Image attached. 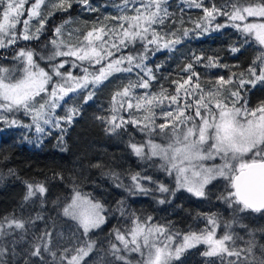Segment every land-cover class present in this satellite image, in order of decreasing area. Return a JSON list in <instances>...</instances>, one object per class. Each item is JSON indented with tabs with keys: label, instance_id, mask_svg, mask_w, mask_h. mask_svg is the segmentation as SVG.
I'll list each match as a JSON object with an SVG mask.
<instances>
[{
	"label": "snow or ice",
	"instance_id": "6c2138e0",
	"mask_svg": "<svg viewBox=\"0 0 264 264\" xmlns=\"http://www.w3.org/2000/svg\"><path fill=\"white\" fill-rule=\"evenodd\" d=\"M182 3L202 10L203 14L192 21L191 30H164L174 15L169 11L168 0H120L113 5L120 14L104 17V21H113L112 25L98 19L81 35L79 29L65 31L72 23L69 17L53 29L52 37L37 52L19 45L38 41L55 13H68L73 4L88 12H97L98 8L90 0H0V49L14 50L11 67L0 65V124L25 130L23 139L37 144L56 130L61 134L58 142L62 144L67 126L79 116L82 107H66L68 100L83 96V103H87L116 74H135L134 81L121 83L113 93L109 115L96 119L110 135H119L128 125L135 126L146 139L132 142L130 137L128 147L132 154L141 161L158 158L156 167L174 176L175 187L170 188L142 172H129L127 184L121 180L120 173L110 171L107 175L128 196L152 195L160 205L170 204V197L181 189L206 199V186L223 179L227 194L218 199L232 209L233 217L231 221H223L224 233L218 237L221 218L217 213L197 214L193 223L202 220L204 227L189 225L187 230H181L170 220L154 222L151 215L129 211L122 199L117 202L116 211L124 225L108 234L109 258L103 264H133L129 259L133 254L135 264H173L186 250L198 245L205 246L202 256L218 257L221 264H225V256L232 258L226 264H264V245L255 239L256 232L264 229L248 230L250 238L245 241V248L237 247L236 241L242 238L234 232L239 213H264V101L249 107L247 95L248 86L264 85V22H249V18L264 20V0H221L219 4L208 0L210 6H206V0H182ZM26 4H30L27 9ZM129 11L134 14L129 15ZM25 12L27 18L22 19ZM217 17L224 18L225 23H217ZM33 20L38 22L35 28ZM183 23L181 19L180 24ZM20 24L23 27L17 31ZM226 27L235 29L240 36V47H231L233 53L245 45L258 49L244 71L231 72V67L239 65L221 64L218 58L193 53L191 61L181 69L187 78L171 81L175 86L173 92L163 86L158 92L151 91L160 68V65L155 70L148 66L152 56L162 50H173L183 38H195ZM40 62H47V70ZM197 65L208 70L229 69L231 74L202 82ZM58 108H64V116L56 114ZM21 114L29 118L28 123L18 118ZM158 118L164 122L157 124ZM157 137L163 142L157 143ZM217 158L219 164L206 163ZM7 174L16 173L9 169ZM25 187V203L47 192L44 182L25 181ZM68 199L70 202L62 207L61 214L76 222L79 234L73 233L55 250L53 232L42 213L27 219L14 214L0 218V240L15 237L19 230V240H12V257L18 255L15 245L19 241H27L29 245L24 264H34L32 258L39 264H81L96 250L97 240L90 234L105 223V205L90 193L82 192L79 186L73 187ZM43 203L41 200V206ZM36 221H45L46 227L33 232ZM239 226L247 229L246 225ZM257 248L261 252L259 256L255 254ZM8 251L0 244V264H7L4 257Z\"/></svg>",
	"mask_w": 264,
	"mask_h": 264
},
{
	"label": "trees",
	"instance_id": "16d2710c",
	"mask_svg": "<svg viewBox=\"0 0 264 264\" xmlns=\"http://www.w3.org/2000/svg\"><path fill=\"white\" fill-rule=\"evenodd\" d=\"M115 2L119 0H92ZM221 0H216L219 4ZM102 7V5H97ZM206 6H210L206 0ZM169 11L173 17L167 21L168 27L164 30L176 31L182 28H193L192 21H195L203 13L200 9L188 8L182 0H168ZM183 9V13L181 12ZM99 11V10H98ZM88 12L81 10L79 4H73L68 13H55L46 23L45 31L38 41L23 42L19 47H31L37 52L53 35V29L62 24L65 20L81 19L82 23H89L92 20L102 19L101 12ZM183 19V25L180 20ZM175 20L176 23H172ZM260 18H249V21H257ZM79 22V21H78ZM76 21L75 23L78 24ZM217 23H225L224 18L217 17ZM81 26V25H79ZM179 34V33H178ZM240 47V36L235 29L226 27L219 31H212L195 38H183L181 44L173 50H162L151 57L148 66L155 70L156 65H160L156 72L157 79L152 82L151 91L158 92L163 86L169 92L174 91L172 80L186 79L187 75L181 69L191 61L193 53L197 56L218 58L221 64L231 67V72L244 71L257 55V47L245 45L237 53L231 51V47ZM127 52V50H125ZM14 55V50L0 49V61L10 59ZM206 62V61H205ZM47 69V62H41ZM196 71L200 73L201 81L214 80L218 76L230 75L229 69L213 68L208 70L202 65L196 66ZM129 79L135 80V74L116 75L109 81L104 82L97 90L95 97L83 103V96L74 98V105H82L79 116L75 117L67 132L64 134L63 143L58 142L61 135L59 131H53L51 135L45 137L41 143H29L23 139L21 134L16 133L15 128L9 130L0 124V218L14 214L18 218L27 219L34 217L37 213H42L47 222V227L53 232V250L57 245L77 233L78 227L75 226L67 217L62 216V207L69 202V197L73 194V187L79 186L84 193H90L102 204L105 205L106 221L103 226L90 234L92 239L97 240V248L81 264H103L109 257L106 255L108 248V234L114 228L122 227L124 220L120 213L116 211L117 202L126 201L129 211H135L137 215L154 217V222L170 220L181 230H187L189 225L194 228H203V221L196 224L193 218L197 214L217 213L221 218V230L223 221H231L233 217L232 209L221 199V195H226L225 181L223 180V190L217 193L219 187H215L211 195L205 198H197L186 191L179 190L174 197H170L171 203L160 205L152 196H128L123 188L116 187L114 181L107 173L114 171L121 174V180L127 184L126 176L129 172H142L144 175L152 176L154 180L163 182L170 188H174L172 181H167L166 177L159 180L162 172L158 170L156 158L153 161H141L134 156L128 147L131 137L132 142H141L146 136L133 126L128 125L119 135H110L105 132L104 125L96 119L97 116L109 115L108 108L111 104V97L114 92L119 90L121 83H128ZM249 87L247 92L249 107H255L260 101H264V85H257L255 88ZM142 94L143 90H137ZM72 105V106H74ZM24 116L19 115V119ZM157 143L163 141L157 137ZM7 158V159H5ZM99 164L101 167H93ZM15 170L14 176H9L8 170ZM166 175V173L163 172ZM62 177V178H61ZM25 181L44 182L47 192L43 197L34 198L27 203L23 197L26 193ZM153 187V185H147ZM41 200L44 201L41 206ZM54 202H58L54 203ZM239 224L247 226L241 228ZM239 224L234 225V232L241 237L236 244L239 248H245L248 230L264 229V213H253L250 211L239 213ZM46 227L45 221H36V226L32 230L38 232ZM15 238L19 239V230H16ZM31 239L29 235L27 240ZM114 241V237L112 238ZM255 239L260 245H264V232L257 231ZM10 241V242H9ZM12 239L5 237L0 240V244L9 249L4 260L7 264H13L10 251ZM115 242V241H114ZM25 247H18L23 250ZM99 249H104L100 251ZM204 251L200 247H195L185 251L173 264H221L220 259H212L201 255ZM257 256L261 255L260 249L255 250ZM46 260H51L47 255ZM135 264V254L129 256ZM33 262L39 263L36 258ZM227 259H225V264ZM24 264V263H23Z\"/></svg>",
	"mask_w": 264,
	"mask_h": 264
},
{
	"label": "rangeland",
	"instance_id": "374dc122",
	"mask_svg": "<svg viewBox=\"0 0 264 264\" xmlns=\"http://www.w3.org/2000/svg\"><path fill=\"white\" fill-rule=\"evenodd\" d=\"M32 2H34V0H32ZM120 2V0L119 1H115V2H104V3H101V1H95V2H92V0H90V3L93 5V7H96V8H98V12H101L102 13V19L100 20L101 22H104V23H108L109 25H112L113 24V21H111V20H108V21H104V17H111V16H117V15H119L120 13L117 11V9L113 6L114 4H117V3H119ZM97 5H102V7H98ZM30 6V4H26L25 5V9H27L28 7ZM47 8H45L44 9V14H46L47 13ZM0 12H2V10H0ZM128 14L129 15H132V14H134L133 12H131V11H129L128 12ZM0 18H2V16H0ZM27 18V13L25 12V15L22 17V19H26ZM78 22V24H76L75 22ZM98 20H92V21H90L89 23H86V22H83L82 23V21H81V19H72V23H70L69 25H67L66 26V28H65V31H71L72 29H79L80 30V33H81V35H83L87 30H89V28L94 24V23H96ZM249 22H264V20H257V21H249ZM32 25H33V28H35L36 26H38V22L36 21V20H33L32 21ZM79 25H81V26H79ZM22 27H23V25L22 24H20V25H18L17 26V31H19L20 29H22ZM74 36H75V33L73 34ZM45 54H46V52H45ZM41 63V62H40ZM0 65H4V66H8V67H11V65H12V60H11V58L10 59H5V60H3V61H0ZM41 67H44L43 65H42V63H41ZM46 68V67H45ZM47 70V69H46ZM65 71H67L68 70V66L66 65L65 66V69H64ZM73 71V73L75 74L76 73V70L75 69H73L72 70ZM116 75H124V76H126V75H129V74H116ZM115 75V76H116ZM114 76V77H115ZM139 91V90H138ZM72 105H74V99H71V100H68V102H67V105H66V107H71ZM56 114L58 115V116H64L65 115V112H64V108H58L57 110H56ZM157 114H158V116H159V110H157ZM124 115H125V118H127V113H124ZM21 120H23L25 123H28L29 122V118H27V117H23V118H21ZM164 122V120H163V118H158L157 120H156V123L157 124H159V123H163ZM4 126V125H3ZM4 127H6V126H4ZM8 128V127H7ZM15 127H13V128H9V130H13ZM15 130H17L16 131V133H18V134H21L22 135V137L25 135V130H23V129H20V128H15ZM54 131H56V130H54ZM156 161L158 162V164H159V159L158 158H156ZM206 163H208L209 165L210 164H212V163H215V164H219L220 163V160L217 158L215 161H210V162H206ZM162 172V171H161ZM160 176H163V177H161V178H159V180H163L162 178H164V177H166V179H168L167 181H172L173 183H174V187H175V178H174V176H169V175H165V174H163V172H162V174H160ZM223 179H217V180H215V181H213L212 182V184H210V185H208V186H206V191L208 192V195H211V192L213 191V189H216L215 187H219L218 188V190H216V192L219 194V193H221L222 192V190L224 189L223 188ZM182 191H185V190H183V189H181ZM187 192V191H186ZM190 194V193H189ZM190 195H192V194H190ZM69 202H70V200H69ZM68 202V203H69ZM68 218V217H67ZM72 223H74L75 224V226H77V224H76V222L75 221H73V220H71V218H68ZM103 226V225H102ZM101 226V227H102ZM78 227V226H77ZM97 230H99V229H97ZM97 230H93V232L94 231H97ZM82 231V230H81ZM223 233H224V230H221V227H219L218 229H217V236L219 237V236H221V235H223ZM15 237H10V239H14ZM15 239H17V240H19L18 238H15ZM31 239H29L28 241H30ZM10 242V241H9ZM12 242V241H11ZM13 246V245H12ZM25 246H29L28 245V242L27 241H19V243H17L16 245H15V247H16V252H17V256H15V257H12V255H11V251H10V255H11V258H12V260L14 261V263L13 264H23L24 263V260L27 258L26 257V255H25V249H27V248H23V250H18V247H25ZM196 247H200L203 251H205V246L204 245H198V246H196ZM238 247V246H237ZM12 248V247H11ZM189 250V249H188ZM187 251V250H186ZM212 259H219L218 257H211ZM225 259H232V258H228V257H226L225 256ZM226 260V261H227ZM34 264H39V263H37V262H34Z\"/></svg>",
	"mask_w": 264,
	"mask_h": 264
}]
</instances>
